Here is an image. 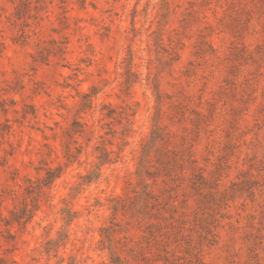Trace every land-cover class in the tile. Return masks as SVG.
I'll list each match as a JSON object with an SVG mask.
<instances>
[{
    "label": "rangeland",
    "instance_id": "1",
    "mask_svg": "<svg viewBox=\"0 0 264 264\" xmlns=\"http://www.w3.org/2000/svg\"><path fill=\"white\" fill-rule=\"evenodd\" d=\"M156 126L183 167L143 177ZM110 231L121 264H264V0H0V264H117Z\"/></svg>",
    "mask_w": 264,
    "mask_h": 264
},
{
    "label": "trees",
    "instance_id": "2",
    "mask_svg": "<svg viewBox=\"0 0 264 264\" xmlns=\"http://www.w3.org/2000/svg\"><path fill=\"white\" fill-rule=\"evenodd\" d=\"M59 50L65 53V47L59 46ZM84 129H74V132H83ZM171 143V136L163 131L160 127L156 126L152 132L149 140L145 143L143 146V153H142V158L140 161V167L138 170V174L147 177V175L152 174V166H155L156 164L153 163L152 157H153V152L154 156L157 158V163L159 166L156 167V171L154 173L156 174H162V172H165V175L171 176L175 170V167H183L179 162L177 161V153L174 152V150L169 148V145ZM81 152V149L78 148V153ZM172 153L173 156L169 153ZM109 151H104V153L100 156L102 158L101 164L109 161ZM68 156L72 157L75 156V152L69 150L68 151ZM182 160H185L184 158H181ZM63 171V166H58L56 168L53 167H48L46 169V176L39 179L38 183L32 182L26 189L27 193L29 196L32 195L33 203H32V208H29L28 205L25 203V206L21 210H16L13 209L11 211V218L7 219L6 224L10 225L11 223L18 222V223H27L31 218H33L34 213L36 210L39 209L40 203L39 199L41 195L44 193L43 188L44 187H50L54 181L59 178L62 174ZM100 177V172L99 171H92L89 173L86 178L85 182H91L95 179H98ZM148 187V185L146 186ZM140 197V202H137L134 200L133 197H128V198H121V197H115L113 200L115 201L113 208L114 211L117 212L120 209L132 212L134 215L137 214H142L143 216H146L148 218H151L153 214L150 213L148 206L150 204L151 198H155V195L153 194L152 191H145ZM75 216V215H73ZM146 218V217H144ZM70 218L69 220H71ZM148 227H153L155 225L154 222L148 221ZM106 229V228H105ZM112 232H114L112 230ZM111 231L107 233V238L111 242L109 248L111 249L113 253V258L114 262L117 264H121V257L117 254L115 251L113 244H112V236L113 233ZM11 237V236H10ZM68 238V233H61L60 238L58 240H49L48 245L46 247V251L50 252L52 248L54 247H59L60 245L65 243V240Z\"/></svg>",
    "mask_w": 264,
    "mask_h": 264
}]
</instances>
